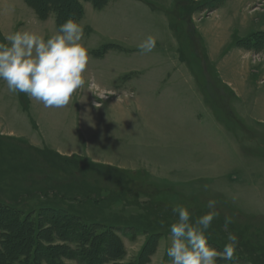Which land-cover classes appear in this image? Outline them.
<instances>
[{"label":"crops","instance_id":"1","mask_svg":"<svg viewBox=\"0 0 264 264\" xmlns=\"http://www.w3.org/2000/svg\"><path fill=\"white\" fill-rule=\"evenodd\" d=\"M23 1L29 7L22 9L24 13L27 11L30 18L27 26V19H17L14 17L15 11L0 7V42H6L4 36L15 31H36L47 37L58 28L54 15L41 18ZM82 6L83 15L79 22L84 26V43L89 50L85 86L77 90L71 102L62 109L45 108L27 95L26 109L20 93H10L0 80V135L22 139L64 156L80 155L112 166L139 168L151 178L152 183L158 185L157 189L164 184L170 186L167 189L174 191L175 199L171 197L166 201L174 206L177 200L187 201L190 197L195 199L201 195L204 189H199L197 194L193 188L195 182L217 180V175L237 180V187L241 185L245 191L259 188L260 185H254L256 181L251 178L257 175L253 174V170L247 173L249 170L235 165V170L220 171L216 169L218 161L211 163L213 149L210 136L223 138L228 132L232 135L235 132L229 130L228 124L221 118L214 115L211 119L201 117L199 111H210L211 105L204 89L196 84V70L180 54L182 43L172 27L176 0H108L101 8L84 0ZM206 12L198 10L191 15V21L196 27L208 64L211 67L217 64L218 79L232 89L237 100L246 102L257 86L264 99V75L255 73L250 63L251 50L257 46L247 47L238 43L247 38L251 31L241 37L236 34V29L247 26L264 33V0H225L210 15ZM51 17L55 21L50 20ZM148 35L156 38L155 49L152 53L141 54L137 46ZM98 47L107 49L103 54H98ZM232 47L241 59L240 72H235V75H244V79L235 83L228 81L221 72L224 66L222 62L227 58L226 52ZM246 77L249 80L253 77L251 86ZM257 77L259 80L256 82ZM108 94L115 95L99 103L95 99L96 104L92 103L94 96ZM259 101L256 100L255 105L259 106ZM235 107L238 111L237 105ZM250 108L253 110L256 107L252 108L250 103ZM255 119L264 125L263 115H256ZM244 121L249 132L251 119ZM168 132L175 136L173 151L164 155V150L170 145L164 140L165 137L171 139L166 135ZM195 134L200 136L197 142ZM227 142L234 144L241 158V148L236 147L241 145V140L228 136ZM217 143L221 146V139ZM161 149L162 153L159 152ZM205 154L207 159L201 161L200 155ZM234 154L236 156L235 151ZM241 159L236 158L238 161ZM238 173L243 174L240 181L232 177ZM244 174H250V177L244 179ZM219 190L216 188L213 191L216 205L232 206L230 200H223ZM157 195L160 197L159 193ZM137 238L143 239V242L141 240L133 253H129L130 243ZM137 238L121 236L126 249L124 262L135 259L146 243V235L141 234ZM163 239L166 255L171 236H164ZM244 262L238 264H250Z\"/></svg>","mask_w":264,"mask_h":264},{"label":"rangeland","instance_id":"2","mask_svg":"<svg viewBox=\"0 0 264 264\" xmlns=\"http://www.w3.org/2000/svg\"><path fill=\"white\" fill-rule=\"evenodd\" d=\"M49 1L59 7L60 0H48L46 4ZM70 1L72 2V0L62 1L64 8L70 9V5L72 4ZM82 1L84 0H77L78 4H82ZM203 1L205 0L199 1L200 3L184 2L183 5L179 6L174 12L172 27L182 43L180 54L184 60H188L190 67L196 70L195 72H197L198 76V79L196 78L195 80L196 84L204 89L211 105L210 111L207 109L199 111L202 114L201 117L211 119L214 115L216 118H221L228 124L229 130L233 129L236 133L232 135V133L229 134L228 132L223 138L220 136L215 137L214 135L210 136L212 141L211 148L213 149L211 163L218 161L216 169L220 171L235 170V165L238 167H240L239 165L243 166V168L249 170L247 173L253 170V174H257L251 177L252 180L256 181L253 183L254 185H260V187L245 191L244 188H241V185L237 187L239 184L237 180L232 181L229 178H224L226 176L217 175V180L204 179L195 182L193 188L197 194L199 193V189H204L201 195L196 196L197 199L190 197L187 201L177 200L175 206L187 207L192 214V218L195 220L209 211L207 207L208 200L215 199L213 191L216 188L221 189L219 190L221 191V197L223 200H230L232 206L216 205V211L219 212V216L213 222L220 225V232L215 234L209 229L207 232L209 240L220 251L227 242V233L233 232L238 236L239 243L236 259L228 264H238L244 261V263L249 262L250 264H264V125L261 121H255L256 115L264 116V99H262L263 95L260 93V87L256 85L257 87L253 88L254 91L250 93L249 99L246 102L237 100L234 98L235 94L232 89L223 85L221 80L218 79L217 64L214 63V67L208 64L204 48L201 46L196 33V27L191 21V15L196 13L199 8L207 11V14H211V11L202 7L204 6ZM25 6L28 7L23 0H0V7L4 10L10 9L15 11L14 17L17 19L22 17L27 19V26L30 23L28 21L30 18L27 17V11L25 13L22 11V9L26 10ZM28 10L31 11V9ZM79 11L80 9L76 13H79ZM52 12L51 14L56 17V12ZM52 17L50 20L55 21ZM251 23L249 21V25ZM249 27L236 29V34L241 37V35H246L247 31H251L249 32L251 34L258 33V30H255V28ZM47 28L50 32L52 31L50 27ZM249 33L247 35H250ZM260 47L262 48L259 49ZM99 48H96V50ZM234 50L233 47L227 50V58H224L225 61L222 62L224 66L221 67L222 74L231 83L244 79V75L242 77L235 75V72L236 74L240 72L239 61L241 59L239 55L235 54ZM101 51L99 50V52ZM251 53L253 54L250 63L253 65V71L257 74L261 72V75H264V70H262L264 68V46L252 48ZM231 56L233 57L232 59ZM243 61L245 62V59ZM258 77L255 80L256 82L259 80ZM246 78L249 80V77ZM251 82H254L253 77L248 81L249 86H251ZM3 83L7 87L4 81ZM114 95L94 96L92 103L96 104L95 99L99 103L108 97L112 98ZM256 100H260L259 106L255 105ZM250 103L252 108H256L252 110ZM236 105L238 111H236ZM252 114L255 120L252 118ZM244 119H251L252 125L248 128L249 132ZM166 135L171 139L164 138L165 143L168 142L170 145L164 150L163 154L169 155L173 151L175 136L173 137L172 132H168ZM228 136L237 141L241 140V145H237L236 147L238 149L239 147L241 148V153L243 154L240 156L244 160L239 157L234 144L227 142ZM199 137V135L195 134L194 138L196 142ZM220 139L221 146L217 143ZM175 151H177V148ZM234 151L236 152V156ZM159 152L162 153V149ZM214 156L215 158H213ZM200 157L201 161L207 159L206 154L200 155ZM197 158L196 162L198 163ZM236 158L238 160L241 159V161L236 160ZM233 175L232 177L239 181L243 177L241 173ZM249 177L250 174H244V179ZM82 186L105 199V201L98 203V206H101L100 211L94 212L91 217L81 207V204H84L82 200H85V196L82 194L84 191L81 188ZM156 187L158 185L152 183L151 178L139 168L126 169L112 166L80 155L64 156L46 147L33 146L22 139L0 135V204L17 207L26 215L33 213L32 218H35L42 208L54 206L65 209L69 213L77 214L79 219L76 221L79 223L85 220H92L99 223V226L105 225L106 227L125 223L138 224V226L149 230H161L164 232L165 237H170V226L177 221L178 217L172 210L175 206L169 204L166 200L171 197L174 198V191L167 189L170 187L167 184H164L163 187L160 186L159 189ZM158 193L160 197H158ZM74 195L80 197L74 199ZM233 197H235V200H233ZM83 206H86V209L89 207V205L85 204ZM158 209L162 210L165 214H169L168 220L161 223L158 222L156 217ZM48 216L51 220L53 214H48ZM9 217L10 213L8 211L0 210L1 222L8 221ZM225 217H230L233 221V223L228 225L227 230L225 229ZM149 224L152 226L150 227ZM122 235L119 233L120 237ZM139 235L133 237V239ZM164 236L160 237V243L159 241L157 242L156 249L150 257L149 262L151 261V264H161L162 258L165 255ZM141 240L143 242V239L137 238L130 243L129 253H133V250L137 248L136 246L140 244ZM168 244L167 246L169 247L170 245ZM70 246L74 248L75 245L71 244ZM125 258L126 249L122 261H125ZM168 261L170 263L171 258L167 256L166 251L163 264H167ZM69 262L70 264H78L74 260H70ZM218 262H222V260Z\"/></svg>","mask_w":264,"mask_h":264},{"label":"clouds","instance_id":"3","mask_svg":"<svg viewBox=\"0 0 264 264\" xmlns=\"http://www.w3.org/2000/svg\"><path fill=\"white\" fill-rule=\"evenodd\" d=\"M4 41L0 42V80L10 93L26 94L45 108L62 109L85 86L89 50L84 43V26L77 20L69 18L47 37L22 30L6 34ZM156 42L148 35L138 44L139 52L152 53ZM216 204V200L209 199V211L195 220L187 207H173L178 219L170 226L167 256L171 264H218L220 260L228 264L236 259L239 240L235 233H227V242L220 251L208 243V229L219 216ZM231 223L232 219L225 217L226 230Z\"/></svg>","mask_w":264,"mask_h":264},{"label":"trees","instance_id":"4","mask_svg":"<svg viewBox=\"0 0 264 264\" xmlns=\"http://www.w3.org/2000/svg\"><path fill=\"white\" fill-rule=\"evenodd\" d=\"M25 1L41 18H46L53 13L52 11H55L58 26L69 18L79 22L83 15V6L78 4L77 0L70 1L72 3L70 9L64 8L63 0L59 1V7L50 1L46 4L48 0ZM87 1H91L96 8H101L108 0ZM224 1L205 0L202 2L204 3L202 7L208 11H213ZM184 2L194 3L195 1L176 0V10ZM79 9V13H76ZM238 43L247 47L264 46V33L251 34L247 38L239 40ZM106 49L107 47H101L99 50L102 51L99 52L98 50L96 53L103 54ZM20 96L21 100L26 97L22 103L27 109L26 94L20 93ZM81 188L84 190L82 194L85 196V200L82 201L85 205H89L86 209V206L81 204L82 210H86L91 217L94 212L100 211L101 206H98V203L105 201V199H102L99 194L93 193L92 190L83 186ZM74 196V199L80 197ZM0 210L10 213L8 221H0V264H70V260H74L78 264H147L156 249L159 238L165 235L161 230H149L138 226V224L125 223L106 227L105 225L99 226V223L92 220L79 223L76 221L79 219L77 214L69 213L65 209L54 206L42 208L35 218H32L33 213L26 215L17 207L7 204H0ZM51 213L53 217L50 220L48 214ZM156 213L160 223L169 218V214H165L162 210L158 209ZM192 219L194 220V218ZM149 226L152 225L149 224ZM209 229L217 234L220 232V225L212 222ZM119 233L132 237L139 234L147 235V241L134 261H122L125 249ZM208 243L214 247L212 241L208 240ZM71 244L75 245L74 248L70 246Z\"/></svg>","mask_w":264,"mask_h":264}]
</instances>
